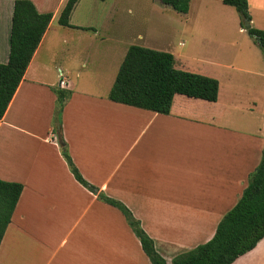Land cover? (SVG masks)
Masks as SVG:
<instances>
[{"label": "crops", "instance_id": "1", "mask_svg": "<svg viewBox=\"0 0 264 264\" xmlns=\"http://www.w3.org/2000/svg\"><path fill=\"white\" fill-rule=\"evenodd\" d=\"M32 1L53 18L0 121V179L24 185L0 245V264H152L123 213L70 171L53 131L55 88L71 91L62 111V137L76 166L99 190L130 208L173 264L175 256L214 236L261 161L264 53L257 47L213 49L198 73L218 79L217 100L176 94L170 113H159L110 100L113 82L99 89L128 32L146 38L139 21L123 24L109 12L102 41L96 47L92 38L87 50L98 51L90 81L74 82L54 48L67 43L65 31L81 27L73 19L83 0L71 12V26L59 23L67 0ZM194 1L182 17L191 14ZM198 2L208 25L226 22L231 10L225 6L233 7ZM248 4L252 25L264 30V0ZM12 14L5 6L0 15L3 45L8 39L0 63L9 59ZM90 58L87 54L81 68ZM46 106L49 120L43 128L21 118ZM233 264H264V238Z\"/></svg>", "mask_w": 264, "mask_h": 264}, {"label": "trees", "instance_id": "2", "mask_svg": "<svg viewBox=\"0 0 264 264\" xmlns=\"http://www.w3.org/2000/svg\"><path fill=\"white\" fill-rule=\"evenodd\" d=\"M79 0H67L59 17L63 26H71L70 16ZM180 13H188L191 0H159ZM233 6L244 29L264 52V30L252 25L248 0H223ZM53 18L52 12H41L32 0H15L9 38L7 63H0V121L13 99L25 72ZM57 108L54 133L61 152L75 179L97 197L118 208L152 264H167L157 250L155 240L143 229L141 222L122 201L109 197L89 182L74 163L62 137V111L71 91L55 88ZM176 94L216 101L219 94L217 78L180 69L175 56L138 44H131L123 58L109 99L138 108L168 114ZM24 189L20 182L0 179V245L11 223L13 213ZM264 238V150L256 169L250 174L248 185L235 206L219 222L214 236L207 242L178 254L173 264H233L243 254L255 248Z\"/></svg>", "mask_w": 264, "mask_h": 264}, {"label": "rangeland", "instance_id": "3", "mask_svg": "<svg viewBox=\"0 0 264 264\" xmlns=\"http://www.w3.org/2000/svg\"><path fill=\"white\" fill-rule=\"evenodd\" d=\"M216 1L223 6L221 0ZM3 4L8 8V12L9 9L12 12V0H0V15L5 9ZM225 7L231 10L226 16V22L208 25L205 14L201 13L198 0L192 3V12L188 17H182L185 16L182 15L183 13L177 12L170 6L163 5L158 0H83L73 19L74 23H78L81 27L74 26L65 31V33H69L67 43L54 48L58 55L57 61L61 60L63 54V67L71 71V79L74 82L78 79L80 82L90 81L94 58L98 54L96 47L102 41L107 29L105 27L108 25L104 22V17L111 11L112 13L115 12L117 21H122L123 24L130 20L139 21L138 24L143 26L144 37L146 38L139 40L137 36H133V33L128 32L118 44V49L121 52L119 50L107 66L105 82L102 85L99 84L101 85L100 90L107 88V81L114 83L123 60V57L119 60L121 53H125L131 44L171 52L175 56V66L177 68L196 73L202 67V61L212 57L213 49L240 48L245 50L257 47L261 50L259 51L260 54H263V50L253 38L244 29L241 30L237 10L234 7ZM92 10L96 12L94 16ZM95 30L98 31L97 35L94 34ZM92 38L96 47L87 53ZM5 46H8V39L3 45V39L0 38V54ZM49 52L52 53V51ZM87 54L91 56L90 61L87 68H81L82 63L88 61ZM117 62L119 63L118 66ZM46 104L41 103L40 105L44 106ZM21 118L35 127L43 128L49 120L48 106L41 108L30 116H21ZM55 122L54 113L53 127Z\"/></svg>", "mask_w": 264, "mask_h": 264}, {"label": "built area", "instance_id": "4", "mask_svg": "<svg viewBox=\"0 0 264 264\" xmlns=\"http://www.w3.org/2000/svg\"><path fill=\"white\" fill-rule=\"evenodd\" d=\"M65 83H66L65 80H63V79L60 80V85H61V87H65Z\"/></svg>", "mask_w": 264, "mask_h": 264}]
</instances>
